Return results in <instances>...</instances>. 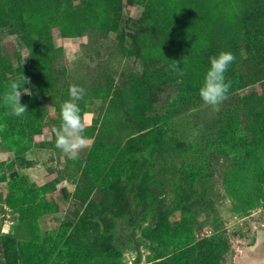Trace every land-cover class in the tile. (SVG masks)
Here are the masks:
<instances>
[{
  "label": "rangeland",
  "instance_id": "374dc122",
  "mask_svg": "<svg viewBox=\"0 0 264 264\" xmlns=\"http://www.w3.org/2000/svg\"><path fill=\"white\" fill-rule=\"evenodd\" d=\"M221 51L217 111L199 89ZM73 84L76 159L52 132ZM262 159L264 0H0V264H264ZM137 175L139 252L112 240Z\"/></svg>",
  "mask_w": 264,
  "mask_h": 264
},
{
  "label": "clouds",
  "instance_id": "9594fccd",
  "mask_svg": "<svg viewBox=\"0 0 264 264\" xmlns=\"http://www.w3.org/2000/svg\"><path fill=\"white\" fill-rule=\"evenodd\" d=\"M235 61V56L230 51H221L218 55L209 57L210 67L204 75L203 84L199 89L202 101L211 106L214 110H219V105L227 98V93L231 87V81H226L225 73L229 66ZM177 61H173L172 70L180 71ZM28 77L22 74L21 80L13 81L9 84L8 90L2 96L3 106L10 109V114L22 116L27 111V105L21 103L23 95L32 96L34 93L30 87ZM69 99L60 105L59 127H54L52 132L55 136V146L71 159H76L78 150L86 146L87 140L84 136L85 126L81 118V109L77 101L83 99L85 90L78 85L69 86Z\"/></svg>",
  "mask_w": 264,
  "mask_h": 264
},
{
  "label": "trees",
  "instance_id": "16d2710c",
  "mask_svg": "<svg viewBox=\"0 0 264 264\" xmlns=\"http://www.w3.org/2000/svg\"><path fill=\"white\" fill-rule=\"evenodd\" d=\"M50 20V19H49ZM58 27L56 25H49ZM264 160L262 159V162ZM141 175L131 177L124 187L126 195L130 201V212L122 215L121 220L117 223V229L112 233V240L117 248L131 249L133 251H140V240L136 237V228L139 223L138 209L140 207V196L138 193V183ZM126 219L127 221H125ZM131 223V224H129ZM128 226L129 229L126 231L124 227ZM138 262V260H136ZM137 264V263H135Z\"/></svg>",
  "mask_w": 264,
  "mask_h": 264
},
{
  "label": "built area",
  "instance_id": "2783aa9c",
  "mask_svg": "<svg viewBox=\"0 0 264 264\" xmlns=\"http://www.w3.org/2000/svg\"><path fill=\"white\" fill-rule=\"evenodd\" d=\"M8 216V215H7ZM7 225V224H6ZM3 230H5V229H3Z\"/></svg>",
  "mask_w": 264,
  "mask_h": 264
}]
</instances>
